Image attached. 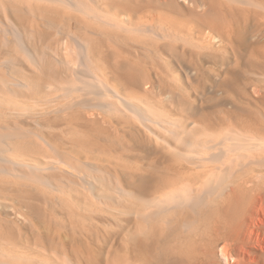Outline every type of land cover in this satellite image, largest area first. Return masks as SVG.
Wrapping results in <instances>:
<instances>
[{"label":"rangeland","instance_id":"1","mask_svg":"<svg viewBox=\"0 0 264 264\" xmlns=\"http://www.w3.org/2000/svg\"><path fill=\"white\" fill-rule=\"evenodd\" d=\"M18 1L0 0V136L13 138L11 159L26 158L24 162L28 160L30 166L33 164L31 168L37 173H47H43L46 179L37 180L36 175H31L30 180L27 176L31 174L30 168L19 166V170H13V164L0 156V264H206L203 251L206 232L215 213L218 215L217 210L221 212L222 202L200 209L196 216L194 212H180L176 223V217H171L167 223L161 221L146 226L140 218L142 201L164 192V185L183 173L184 169L172 158L165 144L154 143L156 141L148 138L139 125L121 114L84 108L41 114L43 110L32 107L38 99L41 101L40 98L42 101L59 98L58 103L66 100H63L67 96H64L67 93L64 89L72 79L71 67L64 62L61 65L57 58L69 54L74 69H80L81 42L93 48L97 60L103 52L107 60L105 65L110 70L107 71L110 82L118 84L128 93L127 97L136 96L135 99L144 106L148 104L157 117L174 122V132L169 133L161 127L157 131L172 145L179 144L184 151L195 152L197 148L192 144H197L195 140L204 142L206 130L221 132L231 126L264 134V23L261 22L264 19H260L264 17V0H255L253 5L235 0L224 3L223 0L225 6L220 0H206V4L197 0L199 7L195 18L190 13L181 14L179 9L170 12L169 16L176 19L181 16L188 24L206 22V38L190 36L196 41L190 39L193 43H186V47L185 41L171 47L173 44L170 46L166 41L157 45L143 37L116 32L93 35V28L78 12L41 0V3L38 0ZM103 1L100 4L105 7L127 12V5L120 0ZM178 1L186 5L184 8L193 6L192 1ZM197 16H201L200 19ZM187 18L197 22H189ZM143 19L154 21L146 15ZM259 22L263 27L257 25ZM9 28L15 32L11 33ZM17 32L21 33L25 47L19 43L15 45ZM4 36L7 39H3ZM166 45L175 50L179 47V51ZM16 49L20 53L16 54ZM98 63L102 65L103 62ZM144 88L147 93L142 91ZM11 105L19 107L20 113L11 111ZM23 106L30 110L24 109L23 113L20 109ZM200 137L204 139L199 140ZM56 157L64 160L66 166L44 171L36 165L46 158ZM72 166L79 167L81 172ZM10 169L15 173L9 172ZM163 169L168 170L167 173ZM80 175L87 177L93 188L85 186L89 190L85 189ZM120 185L128 190L124 188L126 196L116 193L120 192L117 191ZM192 219L196 220L191 229L186 224L192 223ZM189 229L190 232L186 231ZM142 231L147 232L148 237ZM219 260L221 264H228L223 256H219Z\"/></svg>","mask_w":264,"mask_h":264},{"label":"bare ground","instance_id":"2","mask_svg":"<svg viewBox=\"0 0 264 264\" xmlns=\"http://www.w3.org/2000/svg\"><path fill=\"white\" fill-rule=\"evenodd\" d=\"M38 1H40V0H38ZM41 1L53 3V4H55L56 7L58 5H60L59 6L60 9H63L62 7H65L67 10L69 9L71 11H75V13L78 12V15L82 14L81 16H83V18L86 20L87 24L91 28H93V32H91V34L97 35V36L102 35V34H109L110 35L112 32H116L118 34L129 35L132 37H143V38L151 40L153 43H156L157 45H160L161 42L166 41L167 43L170 44V46L173 44L171 47H174V44H175V46H178V43L176 44V42L180 43V41H182V42L185 41L183 45H185V47H186V43L192 44L193 42L195 43V41H196V40L193 41L192 38H190V36H192V37L197 36L196 38L201 37V38H203L201 40H204V38H206V35H207L206 34V22L204 23L203 19L200 20V21H203L202 23L198 21L199 24L196 23V25H195V23H193L194 24L193 25L191 21L197 22L196 19H193L190 21L187 18L188 21L191 22V24H188L185 22L186 20L183 22L182 18H180L181 16L179 17L178 14H174V15L177 16V18L179 17V19H181L182 21H180L179 19H176L175 16H173L175 18H172V16H169L170 12L175 13V10L179 9L181 14L187 15V13L188 14L190 13L189 15L193 14L192 16L194 17V14H197V11H198L197 8L199 7L197 0H188V1H192V3H193V6L190 8L188 6H187V8H184L186 5L184 4L185 6H183L182 2L180 4V2L178 0H120L127 5V12H122L118 8L115 10L114 9L112 10L110 8V6H107V5L105 7V6L100 4L101 1H103V0H41ZM41 1H40V3H41ZM183 1H186V0H183ZM201 1L206 4V0H201ZM225 1L226 2H224V3H227L230 0H225ZM235 1H241V2L253 5V2L255 0H235ZM219 2L221 3V5L225 6V4L223 3V0H220ZM109 3H112V2L109 0ZM256 3L257 2H255L254 4H256ZM230 4L233 5L234 3L230 2ZM260 4L263 5V3H260ZM49 5H51V4H49ZM229 5H228V7H229ZM55 6L53 5V7H55ZM186 10H189V12H187ZM251 10H253V9H251ZM259 10H261V9H259ZM166 11L168 13H166ZM179 11H176V12H179ZM253 13H255V12H253ZM201 14H203V13L201 12ZM145 15L153 17L154 21L160 20L159 21L160 23L157 22L158 24H154L155 22L151 21V20H150V22H145L143 19ZM184 15H183V17L186 16V15L185 16ZM192 16H190V18H192ZM195 17H196V15H195ZM197 17H199V19H200L201 16H197ZM203 18H204V15H203ZM260 19L263 20L264 17L260 18ZM204 20H206V18H204ZM261 22L264 23V21H261ZM8 23H9V21H8ZM208 24H211V23L208 22ZM262 24L259 22V24H257V25H260L261 27H263L264 24L263 25ZM15 27H16V24H15ZM261 27H260V29H261ZM12 28H13V25H12ZM18 28L16 29V31L18 30ZM179 28H181V29H179ZM9 30L11 31V33L13 30H14L13 32H15V29L9 28ZM91 30L92 29H90V31ZM226 30H227V28H226ZM186 33H188V34H186ZM88 34H90V33H88ZM12 35L15 37V33ZM17 35H18L17 39H19L20 42H17L18 40L14 39V40H16L15 45L17 43H19L22 47H25L26 43H23V41L21 40V36H22L21 33L17 32ZM229 35H230V33H229ZM5 36L8 38V35H5ZM19 36H20V38H19ZM6 37L3 39H7ZM118 38L119 37H117V39ZM190 39L193 42H190ZM5 41H7V40H5ZM77 43L79 44V41ZM137 43H139V41ZM19 44H18L17 48L19 47ZM164 44L162 43V45H164ZM197 44H198V41H197ZM168 45H166V46H168ZM170 46H168L169 49L171 48ZM185 47L183 48V46H182V48L184 50H185ZM203 47H205V46H203ZM21 48H20V50H21ZM79 48H80V52H79L78 58H79V61L81 63L80 69H77V70L74 69L75 66L74 67L72 66V61L70 60V58H68L69 54H67L68 56L62 55V56H58V58H57L58 61L61 62V65L64 62L65 64H68L71 67L72 79H69L71 81L69 82V84H67V85L65 84V86H66L65 89L63 88L64 91H66L68 93L67 94L65 92L66 94H64V96L65 95L68 96V97L66 96L67 98L66 97L63 98V100L64 99H66V100L60 101V103H58L59 98H54V99H51L50 101H45V100L42 101L43 99L40 98L41 101H39V99H38L36 104H33L35 106H33L32 108H34V109L36 108L35 110H37V109L43 110V112L41 114H43V113L47 114V113H53V112H60L61 113V112L68 111V110L71 111V109H74V108H84L87 111L99 109L100 111H104L105 113L106 112H110V113L112 112L114 114L117 113V114H121L127 118H130L134 124L136 123L137 125H139L141 127V129H143L146 132V135L148 134V136H149L148 138L156 141L154 143H159V142L161 143L162 142L163 144H165V147L173 154L172 158L175 159V161L179 164L180 168H183L184 170L188 169L187 171L182 170L181 172H183V173L182 174L180 173L181 175H179L178 178H175L173 181L171 180L169 183L166 182L167 184H165L164 188H163V189H165V191L162 192L161 194L156 195V196L153 195L154 198H151V199L150 198L145 199V200L142 199L143 200L142 201L143 207L140 211V214H141L140 218L141 217L143 218L142 220L146 223V226L149 224L152 225V223H156V222L160 223L161 221H164L167 223V221H169V219L171 217H173V218L176 217V220L173 219L174 222L176 223V221H178L177 220V217H178L177 214H179L180 212H182V214H183V212H185V213L186 212H192V213L194 212V214H195L196 212L199 211V214H200V211H201L200 209H202V208L204 209L205 207H207L211 204L213 205V203L220 201V202H222L221 203L222 204V206H221L222 210H221V212L219 210H217L218 215H216V213H215V216L213 217L212 222L210 223V225H208V227H209L208 232H206V246H204V248L205 247L206 248H205V250H203L206 252L205 253L206 254V258H205L206 264H221L220 260H219V256L225 257L228 260V264H264V134L260 133V132L253 133V132L249 131L250 129L248 131H246L247 129L242 130L241 128L238 129L234 126H231V128H229V129L225 128V130L223 129V131H221V132L220 131H218V132L213 131L212 132V131L206 130V133H205L206 139H204V137H202L204 139V142H201V141L198 142L195 139H193V140H195V142H197V144L194 143V141H193L194 144H192V147L197 148L198 153L196 152L197 149H194L195 152H192V151L186 152L182 149V147L179 144H177V146H174L169 142L168 139L165 138V136L163 137V136H160L159 134H157V131L158 130L160 131V128L158 129V127L164 128L169 133L174 132L172 129L174 122H172L171 119L169 120L168 118L166 119V117L163 118L161 116L157 117L156 116L157 114L155 115L150 111V107L147 106L148 104L144 106L143 104H141L139 102V99L138 100L135 99L136 96H135V98H134V96L133 97H127L128 95L126 96V94H128V93L123 92L118 84L116 85V84H113L110 82L109 73H108V72H110V70H107L108 65L107 64H106L107 66L105 65L107 60L106 59L104 60L103 52H102V54L101 53L99 54L100 59L98 57L99 60H97L96 57L98 55L95 57V55H94L95 52L93 51L92 47H91L92 48L91 49L89 45H87L85 43L82 44L80 42ZM25 49L27 51V48H25ZM25 49H23V50L25 51ZM157 49H158V47H157ZM171 49L175 50L174 48H171ZM176 49L177 50H175V51H179V47H176ZM96 50L98 51L99 49L96 48ZM100 50H102V49L100 48ZM17 51H19V50L16 49V52ZM68 52H69V50L67 51V53ZM19 53H20V51H19ZM25 53H23L22 56H24ZM16 54H18V52ZM71 56L72 55H70V57ZM159 57H160V54H159ZM43 58H45V57H43ZM43 58H42V62H43ZM9 59L12 60V58H9ZM29 59H30V56H29ZM31 59H33V58H31ZM57 59H55V60H57ZM115 59H117V58H115ZM5 61H8V59H6ZM100 61L103 62L102 65L98 63ZM118 61H119V59H118ZM121 61L122 60H120V62ZM59 62H57V63H59ZM38 64H39V62H38ZM115 65L117 66V64H115ZM40 69H41V67H40ZM112 70H114V69H112ZM69 71H70V69H69ZM113 75L114 74L112 73V76ZM117 75H118V73H117ZM69 77H70V75H69ZM124 80H125V78H124ZM112 82H114V81H112ZM123 83H124V81H123ZM127 86H128V84H127ZM148 86H149V84H148ZM57 87H59V86H57ZM146 87H147V85H146ZM126 88H128V87H126ZM54 90H56V89H54ZM61 91H63V90H61ZM142 91L144 93H147L146 88H144ZM74 92H78L79 94L75 95ZM55 93H58V92H55ZM130 94L131 93H129V95ZM7 102H9V101H7ZM9 103H8V105H10ZM17 104H19V103H17ZM18 108L19 107H13V110H11V111H13V112L17 111V113H18V111H19ZM20 109H22V111L24 113L25 110H30V107H29V109H26L23 106V108H20ZM152 111H154V110H152ZM19 113H20V111H19ZM86 113H88V112H86ZM14 114H16V113H14ZM89 114H91V113L89 112ZM100 115H102V114H100ZM97 117H98V115H97ZM192 123H194V122H192ZM130 126H132V125L130 124ZM193 131H195V130H193ZM7 132H9V131H7ZM188 132H190V131H188ZM13 133H15V132L12 131V134ZM0 134H1V132H0ZM8 135H10V134H7V136ZM16 136H17V134H16ZM197 138H198V136H197ZM202 138L200 137L199 140H201ZM12 139H13L12 137H11V139H10V137H7L5 139V138L0 136V156L3 157V159L6 158L5 160L10 161L13 164V170H16V169L19 170V166H23L25 168H30L32 170L31 174L27 175L25 173V175H27L30 180H31V178H30L31 175H33V176L36 175L35 177L37 180L46 179L45 175L43 173H47V172L42 171L43 173L39 174L31 168V166L33 165L32 163L34 161H32V163L30 162L32 164L30 166V164L27 163L28 160H27V162L26 161L24 162V160L26 158L24 160H22L23 158L20 159V158H18L19 157L18 156L17 160H13V158L11 159V157L9 156V153H11L13 151V146H14V145L12 146V144H11V143H13V141H11ZM42 140H43V138H42ZM188 141H189V139H188ZM142 142H144V141H142ZM177 143H178V141H177ZM189 143H191V142H189ZM199 144L203 145V146H198ZM48 145H50L52 148L51 144H48ZM190 145H188V146H190ZM193 145H195V146H193ZM138 146L140 147V145H138ZM192 147H191V149H192ZM47 149H49V148H47ZM139 150H141V149H139ZM55 152H53V156H54ZM16 156H17V154H16ZM21 156H22V154H21ZM39 162H40V164L39 165L36 164V165L38 166V168H44V169H42L44 171H45V168H48V169L59 168V169H61L63 167V165L66 164L64 160H62L61 158H58V157H56L54 159L53 158L52 159L46 158L45 160H42V162L41 161H39ZM36 165H35V167H36ZM166 166H167V163H166ZM75 168H76V170L81 172V170L78 169L79 167L77 168V166H74V168H73V166H72V169H75ZM159 168H162V167H159ZM48 169H47V171H48ZM6 170H7V168H6ZM13 170L11 171V169H10L9 172L15 173ZM69 170H71V169H69ZM164 171L166 172L168 170H164ZM16 172H19V171H16ZM7 173H8V171H7ZM13 173H12V175H14ZM163 173L164 172H162V174H160V176H163ZM177 173L179 174V172H177ZM20 174L19 175L17 174V175L19 177H21ZM15 176H16V174H15ZM88 176H90V175L88 174ZM80 177L82 178V181H81L82 184L81 185L84 186L85 189H87L85 186H88V188L92 187V186H90V184H89L90 182H88L87 177L84 178L85 177L84 175H80ZM91 177H92V175H91ZM32 179H33V181L35 180L34 177ZM50 180H51V178H50ZM78 180H79V177H78ZM169 180H170V178H169ZM47 181H48V179H47ZM47 181L44 180V182H47ZM118 184L119 183H117V185ZM117 187L119 188V190H117V191H120V192H116L117 194L118 193H120V194L125 193V189H126L125 187H124L125 189L121 185L117 186ZM117 187H116V189H118ZM92 188H90V190ZM87 190H89V189H87ZM93 191H94V189H93ZM90 192H92V191H90ZM129 192H127V194ZM87 193L89 194V192H87ZM156 194H158V193H156ZM128 195H130V194H128ZM121 196L123 197L126 195L123 194ZM196 214H195V216H196ZM199 214L197 216H199ZM209 217L212 218L211 216H209ZM180 218H181V215L179 216L178 219H180ZM173 220L171 221V223H174ZM192 220H193L192 223H190L188 221V223H190V224L187 223L186 226L190 227L191 224H193V222L196 219L195 220L192 219ZM197 221H198V218H197ZM208 222H209V220H208ZM175 223L173 225H175ZM164 224H163V226H164ZM183 224H185V223L183 222ZM199 224H200V222H199ZM199 224L198 225L195 224V225L199 226ZM153 226H151V227H153ZM160 226H161V224L159 225V227ZM171 226H169V227H171ZM186 226H185V229H186ZM182 227H184V226L182 225ZM195 228H196V226L194 227V230H195ZM148 230H147V232H148ZM197 230H198V227H197ZM186 231L190 232V229L186 230ZM206 231H207V229H206ZM147 232H145L144 234L147 235ZM144 234H142V235H144ZM147 237H148V235H147ZM147 237H145V238H147ZM204 237H205V235H204ZM195 254H196V252H195ZM198 254H200V252H198ZM200 255H204V253H202ZM200 255H198V256H200ZM193 257H196V256L193 254ZM69 262H70V260H69Z\"/></svg>","mask_w":264,"mask_h":264}]
</instances>
